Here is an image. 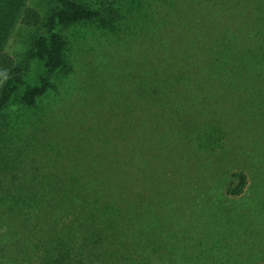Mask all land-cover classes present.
I'll return each instance as SVG.
<instances>
[{"label": "rangeland", "instance_id": "1", "mask_svg": "<svg viewBox=\"0 0 264 264\" xmlns=\"http://www.w3.org/2000/svg\"><path fill=\"white\" fill-rule=\"evenodd\" d=\"M54 1L23 0L16 14L32 5L44 15ZM80 1L109 24L60 26L66 64L46 71L51 86L34 105L13 99L0 117V179L22 192L20 200L28 195L4 216L40 240L52 217L42 215L45 200H27L41 197L47 178L57 176L50 183L57 199L64 197L59 176H135L120 204L126 226L161 212L155 223L183 250L176 258L152 253L156 264H264V95L245 87L206 97L209 86L191 79L188 63L192 49H219L223 36L264 28V0ZM20 18L4 50L29 48L36 29ZM240 172L247 184L234 194ZM21 210L29 215L23 225V214L13 215ZM9 241L0 242V264H41L49 248L47 239L16 256ZM134 244L138 253L151 251Z\"/></svg>", "mask_w": 264, "mask_h": 264}, {"label": "trees", "instance_id": "2", "mask_svg": "<svg viewBox=\"0 0 264 264\" xmlns=\"http://www.w3.org/2000/svg\"><path fill=\"white\" fill-rule=\"evenodd\" d=\"M22 3L23 0H0V117L13 99L17 98L28 106L34 105L51 86L46 71L54 72L66 64L68 42L58 30L60 26L97 20L102 26L109 24L107 17L98 9L80 0H55L44 15L32 5L22 7L21 14H16ZM18 16H21L20 21L25 27L35 28L36 33L29 42V48L18 52L4 50L5 36ZM252 28V32L223 36L219 49L202 47L189 52V75L191 79L201 77L199 85L209 86L206 97L218 99V94H222L217 92L218 88L221 92L225 89L232 92L245 87L243 93L264 95V28L258 25ZM249 97L248 100L254 98ZM234 177L238 178V184L232 192L240 194L247 184V176L240 172ZM18 178L12 176V179ZM54 179L45 180L49 188L45 186L39 190L41 197H29L27 200L28 204L45 200L42 215L48 220L52 217L51 225L43 230L40 228V240L36 236L33 238V228L27 226L20 230L4 216L6 207L12 210L18 203L26 205L25 197L28 195L20 200L22 192L15 185H8V180L0 179V242L11 240L10 249L16 247V256L28 254V248L33 252L34 246L41 241L47 243V239L49 248L45 255L40 254L41 264H89L91 260H96L95 264H156L152 253L171 254L175 258L182 254L183 250L174 241L176 239L168 236L170 231L155 223V219H162L161 212L155 210L152 216L147 217V224L138 220L136 229L126 226L127 217L120 204L127 198L124 191L126 182L131 183L135 176H59L64 197L57 199H53L51 192L55 191L50 185ZM132 203L135 206V201ZM79 204L84 209L80 210ZM63 210H68V214H65L66 221L60 224ZM134 213L139 216V212ZM13 215H22L19 218L22 225L28 222V211L21 210ZM43 225H46V220ZM3 226L5 230H2ZM136 242L139 247H148L151 251L141 253L139 248L138 253ZM20 243L22 246L18 247ZM131 243L135 247L134 252H131Z\"/></svg>", "mask_w": 264, "mask_h": 264}]
</instances>
